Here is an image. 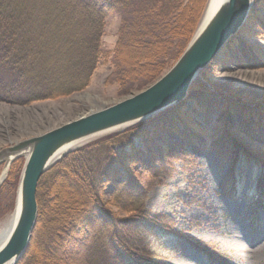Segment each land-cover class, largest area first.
<instances>
[{"label": "trees", "instance_id": "obj_1", "mask_svg": "<svg viewBox=\"0 0 264 264\" xmlns=\"http://www.w3.org/2000/svg\"><path fill=\"white\" fill-rule=\"evenodd\" d=\"M204 3L205 0H0V102L25 105L86 88L104 56L100 46L105 17L116 12L122 18L111 51L112 75L124 84L122 92L128 93L130 86L152 81L177 58ZM263 13L264 0H254L238 32L193 81L186 99L190 110L182 102L77 149L64 156L55 171L40 177L36 190L39 220L18 264L149 263V239L154 234L171 233L166 217L143 210L107 223L96 216L101 209L99 189L108 176L112 180L120 178L116 190L124 185L129 189L125 191L144 192L159 166L183 154L182 148L188 143L210 149L221 159L240 163L250 160L264 170V150L248 151L230 134V127L220 126L210 132L197 123L208 127L215 109H239V104L229 102L210 85L206 73L217 63L264 66V51L243 41L255 27L264 31ZM255 106L260 107L259 113H241L235 130L264 144V101ZM162 132L179 140L169 137L154 143ZM135 139L142 144L141 152L149 148L145 161L137 155L140 150ZM137 161L140 170L133 167ZM233 171L230 165L227 176L237 182ZM254 186L263 187L264 181ZM203 248L211 261L216 256L222 260L212 248Z\"/></svg>", "mask_w": 264, "mask_h": 264}, {"label": "rangeland", "instance_id": "obj_2", "mask_svg": "<svg viewBox=\"0 0 264 264\" xmlns=\"http://www.w3.org/2000/svg\"><path fill=\"white\" fill-rule=\"evenodd\" d=\"M206 2L207 0L202 11ZM121 18L122 15L117 12L105 17L100 46L104 56L93 71L86 88L68 96L32 101L25 105L0 102V150L53 129L87 110L111 105L144 89L162 75L182 53L183 50L152 81L135 84L130 86L128 93L122 92L124 84L118 78L113 79L111 62V51ZM253 31L251 36H244L243 41L264 51V31L257 27ZM246 65L248 64L217 63L208 68L206 74L210 85L221 91L229 102L239 104V109L234 106L231 109L221 107L211 113L212 121L208 127L202 122L197 123L210 132L220 126L230 127V134L248 151L260 152L264 150L263 143L255 142L235 130V126L241 121V113L251 112L257 115L262 105L257 108L255 104L264 101V66L252 68ZM186 107L190 110V103L187 102ZM242 108L245 111L240 110ZM128 128L91 139L64 156ZM169 137L179 140L169 132H162L156 136L154 143L158 139L167 140ZM135 146L140 150L138 157L145 161L144 155L149 148L141 152L142 144L137 139ZM182 150L183 154L176 156L171 163L159 166L156 177L149 178V189L144 192L125 191L129 189L124 185L116 190V183H121L120 178L112 180V177L105 176L99 189L98 203L101 209L97 210L96 216L107 223L130 218L143 210L165 216L170 223L171 233L168 236L154 234L149 239L151 245L147 244V249L150 253L146 257L150 261L147 264H264V186H254L257 181H264V170L250 160L243 163L231 158L222 160L212 150L201 149L194 143L186 144ZM64 156L51 164L46 172L55 171L58 162L65 159ZM24 162V155L16 156L9 162L0 161V176L8 163L5 178L0 182V230L14 209ZM230 165L234 168L233 175L236 179H241L240 184L232 182V178L227 176ZM133 167L140 170L139 162ZM236 201L243 207L240 213L229 209L228 204ZM38 215L39 212L37 222ZM236 239H240L253 252L238 254L233 248ZM203 246L212 248L220 254L222 260L216 256L211 261L212 258L209 259L204 251L206 247Z\"/></svg>", "mask_w": 264, "mask_h": 264}, {"label": "water", "instance_id": "obj_3", "mask_svg": "<svg viewBox=\"0 0 264 264\" xmlns=\"http://www.w3.org/2000/svg\"><path fill=\"white\" fill-rule=\"evenodd\" d=\"M253 4L254 0H221L199 29L203 13L182 53L147 87L111 105L87 111L53 129L27 137L0 150V161L5 159L8 162L16 156L28 153L19 181L16 221L0 237V264H17L29 247L37 222L38 181L49 166L56 162L50 163L54 154L67 145L79 143L72 147L75 149L91 139L121 131L182 102L187 103L193 81L238 32ZM72 150L67 149L63 154ZM7 165L8 163L0 176V182L5 178Z\"/></svg>", "mask_w": 264, "mask_h": 264}, {"label": "bare ground", "instance_id": "obj_4", "mask_svg": "<svg viewBox=\"0 0 264 264\" xmlns=\"http://www.w3.org/2000/svg\"><path fill=\"white\" fill-rule=\"evenodd\" d=\"M221 0H207L206 2V5L204 7V12L202 11V13L200 14V17L198 19V22L199 20L201 19V16L203 15L204 13V16H203V19L201 20V24L199 26V29L202 27V25L204 24V22L206 21V19L209 17V15H211V13H213V11L215 10V8L217 7V5L220 3ZM207 8V9H205ZM197 22V23H198ZM95 102V101H93ZM103 108V107H102ZM97 110L98 109H101V108H96ZM95 110V109H93ZM87 111H90V110H87ZM86 113V112H84ZM83 114V113H82ZM81 115V114H80ZM76 118V117H75ZM88 140V139H87ZM86 141V140H85ZM79 143H73V144H70V145H67L66 147L60 149L59 151H57L54 156L50 159V163L53 162V161H58L59 158H61V156L65 155L66 153L63 154V152H65V150L67 151V149L69 150L71 148V150L73 149L72 147L74 145H77ZM27 152L23 153L22 155H24V157L27 156ZM1 158V157H0ZM10 158V157H8ZM5 160V159H4ZM229 209L232 211V212H242L243 211V207L241 206V204H239L237 201L234 202V203H229ZM18 209H19V205H18V197L16 198V201H15V205H14V209L13 211L11 212L10 214V217L7 219V223L4 225V227L0 230V237L6 232V230L8 229V226L12 225L15 223L16 221V217H17V214H18ZM233 248L235 249V251L238 253V254H241L242 252H248V251H252L253 250H250V248L246 247V245L240 240V239H236L235 242L233 243Z\"/></svg>", "mask_w": 264, "mask_h": 264}]
</instances>
